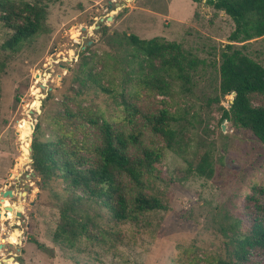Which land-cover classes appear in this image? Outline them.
I'll use <instances>...</instances> for the list:
<instances>
[{
	"label": "rangeland",
	"instance_id": "rangeland-1",
	"mask_svg": "<svg viewBox=\"0 0 264 264\" xmlns=\"http://www.w3.org/2000/svg\"><path fill=\"white\" fill-rule=\"evenodd\" d=\"M11 1L16 8L35 2L45 12L41 29L14 51L0 46V192L11 190L13 196L5 198L20 205L9 223L6 216L11 215L0 194V261L9 255L13 260L6 264L232 260L236 235L244 225L240 222L247 216L244 196L253 194L264 203V194L252 190L264 189V145L248 130L220 118L233 96H220L217 88L219 53L233 29L230 18L204 0H116L125 6L117 15L116 9L100 14L114 17L95 28L97 15L91 20L81 13L78 0ZM82 3L87 7L90 2ZM11 33L0 19V45ZM129 34L173 42L192 58L194 66L188 68L182 58L186 90L168 76L165 94L145 86L146 77L161 78V61L173 51L146 57L130 44ZM233 44L264 65V37ZM35 90L43 94L39 112L31 105ZM248 98L251 106L264 104L262 93H249ZM162 107L179 117V152L167 149L143 118ZM102 120L115 131L138 134L140 143L129 146L130 155H138L141 148L161 149L152 175L144 177V191L164 207L116 222L105 207L83 199L80 209L94 225L87 227L86 236L55 241L61 204L73 193L84 196L83 189L71 188L63 177L65 164L80 172L97 164ZM32 134L52 150L57 168L47 178L33 169ZM19 142L30 147L29 154ZM202 155L211 169L208 176L192 170ZM123 182L129 197L133 191L126 178ZM248 264H264V256L251 253Z\"/></svg>",
	"mask_w": 264,
	"mask_h": 264
},
{
	"label": "trees",
	"instance_id": "trees-1",
	"mask_svg": "<svg viewBox=\"0 0 264 264\" xmlns=\"http://www.w3.org/2000/svg\"><path fill=\"white\" fill-rule=\"evenodd\" d=\"M200 2L202 0H191ZM14 1L0 0V19L12 30V33L1 43V48L14 51L21 42L31 38L41 29L44 8L35 2L21 3L16 8ZM217 10H222L232 21L233 29L227 37L228 43L222 46L219 53L218 92L220 96L234 93L227 109H222L221 119L230 120L237 126L248 130L262 145H264V104L251 106L248 94L257 92L264 94V65L253 60L234 46L233 42H246L254 38L264 37V0H204ZM21 22H14L15 18ZM133 48L146 57L155 58L171 52L170 56L161 61V78L150 76L143 79L145 86L152 87L160 93H166L168 85L165 76L177 79L186 90L188 75L185 66H194L192 58L184 56L178 50L179 46L155 37L140 39L133 34L126 36ZM244 44L240 46L243 47ZM184 60V64L182 61ZM215 100L217 98H214ZM152 132L164 139V146L172 151L181 150V129L177 127L179 117L167 108H160L155 114L143 116ZM35 128V127H34ZM102 145L95 148L98 155L97 164L84 172L72 170L66 163V175L71 188L84 190V196L73 193L59 208V220L52 237L55 241L71 242L80 235H87V227L93 226L87 214L80 209V201L86 199L101 205L116 221L134 220L143 211L162 209L161 200L151 194H146L145 179L152 175L155 164L161 156L160 148H141L138 155L128 153L129 146L140 143L137 133L124 134L115 131L110 124L102 120L99 125ZM32 166L40 177L47 178L57 168L52 156V150L42 142L31 140ZM57 154V153H55ZM198 175L208 176L211 173L205 155L192 166ZM126 178L129 188L133 191L127 196ZM254 192L264 194V189L253 187ZM246 218L235 238L233 259L221 260L220 264H248L251 253L264 256V203L253 194L244 196Z\"/></svg>",
	"mask_w": 264,
	"mask_h": 264
},
{
	"label": "flooded vegetation",
	"instance_id": "flooded-vegetation-1",
	"mask_svg": "<svg viewBox=\"0 0 264 264\" xmlns=\"http://www.w3.org/2000/svg\"><path fill=\"white\" fill-rule=\"evenodd\" d=\"M79 5H80V12L81 13H87L88 15H90V19L94 20L95 16L97 15L95 22V28H98L100 26V22L102 24L103 21H107L110 17L109 20L112 21V16L114 17V15L108 16V17H104V16H100V14H106V13H111L112 11H114L115 9L117 10L115 12V15H117L118 11L121 10L122 6L124 7L125 4H123L122 6L119 5V3L116 0H86L89 1V5L87 7H84L82 0H78ZM123 2L128 1L129 3L132 1H136V0H122ZM83 6V7H82ZM110 21V22H111ZM84 29V27H83Z\"/></svg>",
	"mask_w": 264,
	"mask_h": 264
},
{
	"label": "water",
	"instance_id": "water-1",
	"mask_svg": "<svg viewBox=\"0 0 264 264\" xmlns=\"http://www.w3.org/2000/svg\"><path fill=\"white\" fill-rule=\"evenodd\" d=\"M107 19L109 20L110 18H107ZM82 29H83V27H82ZM39 86H40V88H43V87H44L42 84H40ZM232 95H234L233 92H232ZM41 97H43V94H42L41 92L33 94V99H34V101L37 103L35 106H33V107H34V110H35L36 112H39V107H40V105H41ZM232 97H233V96H232ZM230 101H231V100H230ZM28 111H29V112H32L31 109H29ZM29 128H30V129L33 128V126H32L31 123L29 124ZM29 133H30V132H29ZM19 148L21 149L22 152H24V151L26 150V154H29V151H30V147H29V146H23V144H22L21 142H19ZM30 173H31L32 175H34V172H30ZM27 186H28V185H25V187H27ZM0 194H1L2 197L7 196V197L10 198V197L13 196L11 190H9V189H6V190L1 191ZM22 194H24V193H22ZM6 208L9 209L10 207H6ZM19 214H20L19 212H16V215H19ZM0 247H1V246H0ZM7 260H13V255H9V256H7V257H2V258H1V261H0V264H6V261H7Z\"/></svg>",
	"mask_w": 264,
	"mask_h": 264
},
{
	"label": "bare ground",
	"instance_id": "bare-ground-1",
	"mask_svg": "<svg viewBox=\"0 0 264 264\" xmlns=\"http://www.w3.org/2000/svg\"><path fill=\"white\" fill-rule=\"evenodd\" d=\"M110 18V17H109ZM38 91L37 90H35V91H33V93L35 94V93H37ZM33 101H34V99H33ZM33 104H31V105H36L37 103L36 102H32ZM22 135V134H21ZM23 136V135H22ZM26 154V153H25ZM27 156V155H26ZM26 159H28L27 157H25ZM20 195H22L21 193H20ZM1 200H3L4 201V205H5V207H10L9 208V213H10V215L11 216H6V218H9V223H13V221H14V212H15V210H18L19 211V209H20V205H15V204H10V202L8 201V199L7 198H5V197H1ZM10 240H11V238H10ZM8 261V260H7ZM6 261V262H7Z\"/></svg>",
	"mask_w": 264,
	"mask_h": 264
}]
</instances>
